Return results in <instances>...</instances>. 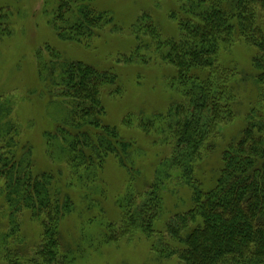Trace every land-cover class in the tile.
<instances>
[{
    "label": "trees",
    "instance_id": "obj_1",
    "mask_svg": "<svg viewBox=\"0 0 264 264\" xmlns=\"http://www.w3.org/2000/svg\"><path fill=\"white\" fill-rule=\"evenodd\" d=\"M53 1L55 7L48 8L51 26L62 41L86 45L111 21L107 11L96 10L93 0H45L49 6ZM169 16L176 21L177 36L160 38L144 13L131 27L136 45L118 60L146 62L139 51L152 49L174 68L170 82L181 97L179 102L167 114L156 112L139 120L144 132L158 135L170 146V153L151 170L152 178L143 190H134L131 181L115 197L119 215L105 223L102 241L139 233L151 239L150 248L158 256H175L183 264H264L263 92L257 107L247 114L240 136L222 151L214 184L204 187L194 174L202 148L210 146L208 140L232 117L234 95L230 96L228 77L218 65L220 45L236 39L253 45L256 80L264 85V31L259 19L264 17V0H182ZM9 17L11 12L0 7V31L10 33ZM35 56L45 83L43 94L60 110L53 128L43 132L45 152L53 162L63 164L66 177L59 166L35 168L30 146L20 144L17 126L9 118V101L0 102V197L10 225L0 232V262L71 264L82 247L62 245L61 222L75 210L69 190L78 189L87 208L98 206L94 195L105 194L106 158L112 155L127 170L139 171L134 162L138 148L104 121L101 93L120 92L113 69L64 60L49 44ZM173 180L190 190L191 205L173 213L163 229H155L163 198L172 193L167 185ZM21 213H27L41 230L29 255L16 218Z\"/></svg>",
    "mask_w": 264,
    "mask_h": 264
},
{
    "label": "rangeland",
    "instance_id": "obj_2",
    "mask_svg": "<svg viewBox=\"0 0 264 264\" xmlns=\"http://www.w3.org/2000/svg\"><path fill=\"white\" fill-rule=\"evenodd\" d=\"M181 2L93 0L96 10L107 11L111 21L100 30L99 36L83 45L62 41L55 34L51 26L52 13L48 10L55 7L54 1L49 6L45 0H0L3 11L11 12L10 33L0 31V102L9 101V118L17 126L20 144L30 146L35 168L55 170L59 166L66 177L63 164L53 162L45 152L43 132L53 128L60 113L56 104L43 94L45 83L38 73L35 53L38 49L45 50L46 44L60 51L64 60H81L115 71L120 92L101 93L104 121L115 126L123 138L133 141L138 148L134 162L139 171L127 170L112 155L106 158L102 170L105 194L103 197L94 195L100 201L98 206L87 208L78 189L69 190L75 210L61 222L62 245L82 247L71 264H183L175 256H158L150 248L151 239L139 233L123 236L117 241H102L105 223L119 215L115 197L123 193L131 181L134 190H143L144 184L152 178L151 170L170 153V146L159 140L158 135L144 132L139 120L156 112L167 114L170 106L181 99L170 82L174 68L152 49L139 51L148 58L146 62L133 59L124 63L118 59L131 54L137 42L131 27L144 13L148 14L160 38L177 36L176 21L169 13L178 9ZM259 19L264 31V17ZM255 53L256 48L242 39L224 42L219 47L218 65L228 77L230 96L234 95L231 97L232 117L208 140L210 146L202 148L195 164V177L204 187L214 184L222 164V151L231 140L240 136L247 114L257 107L260 95L264 93V85L256 80L257 72L252 65ZM43 55L45 59L47 54ZM127 117L128 121L124 122ZM133 175L136 176L132 178ZM170 182L168 192L172 193L167 192L163 198V211L154 221L155 229H163L173 213L183 212L191 205L190 190L184 185L176 186L174 180ZM16 218L20 224V237H24L22 246L29 255L40 237V226L27 213L17 214ZM9 226L7 210L0 197V232L7 231Z\"/></svg>",
    "mask_w": 264,
    "mask_h": 264
}]
</instances>
